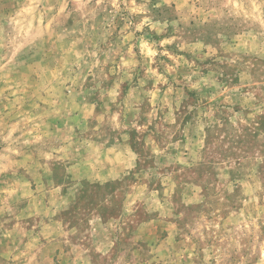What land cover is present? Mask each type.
Masks as SVG:
<instances>
[{"label":"rangeland","instance_id":"374dc122","mask_svg":"<svg viewBox=\"0 0 264 264\" xmlns=\"http://www.w3.org/2000/svg\"><path fill=\"white\" fill-rule=\"evenodd\" d=\"M0 264H264V0H0Z\"/></svg>","mask_w":264,"mask_h":264}]
</instances>
